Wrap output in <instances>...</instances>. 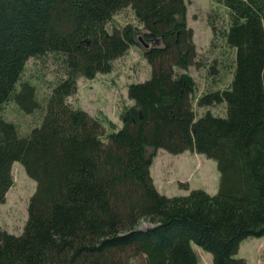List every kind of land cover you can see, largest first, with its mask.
Returning a JSON list of instances; mask_svg holds the SVG:
<instances>
[{
    "label": "trees",
    "instance_id": "obj_1",
    "mask_svg": "<svg viewBox=\"0 0 264 264\" xmlns=\"http://www.w3.org/2000/svg\"><path fill=\"white\" fill-rule=\"evenodd\" d=\"M215 1L228 11L229 27L211 20V47L220 39L235 50L232 78L195 97L186 71L200 62L185 0H0V203L15 162L36 182L23 233L0 228V264H198L192 244L213 264H248L236 257L241 242L264 236V0ZM127 7L149 42L143 54L152 73L129 85L133 104L104 140V122L68 98L80 77L111 73L139 45L138 27L107 29ZM50 54L63 77L41 125L23 137L2 110L11 100L26 113L40 107L23 73L29 59ZM195 101L224 104L226 115L197 118ZM159 149L216 161L218 192L161 194L150 175ZM142 220L152 227L140 229Z\"/></svg>",
    "mask_w": 264,
    "mask_h": 264
},
{
    "label": "rangeland",
    "instance_id": "obj_2",
    "mask_svg": "<svg viewBox=\"0 0 264 264\" xmlns=\"http://www.w3.org/2000/svg\"><path fill=\"white\" fill-rule=\"evenodd\" d=\"M187 11L186 21L193 29L200 64L191 66L189 73L195 80L197 90L195 97H199L208 87L225 88L230 82L231 66L235 58V50L227 47L223 40H218L215 50L211 47L213 39L211 20L216 22L219 30L228 29L229 15L226 8L215 0H185ZM132 24L139 28V45L132 47L126 55L114 62L111 73L98 74L94 79L80 77L77 92L68 98L71 105L85 110L90 116L104 122L105 136L121 128L122 115L129 109L133 101L128 97V87L132 83L144 82L151 77V65L144 57V38L142 25L136 20L130 7L117 12L107 24V29ZM141 38V40H140ZM146 48V47H145ZM217 71L211 74L212 66ZM63 77V71L56 56L50 54L40 59L31 58L27 61L23 80L30 81L36 88V99L40 107L33 113H26L18 104L11 100L2 110L5 120L14 123L19 134L26 137L34 127L40 126L46 113L49 94ZM20 83L17 84V87ZM197 118L207 111L214 115H226L224 104L210 108H200L194 102ZM152 153L148 150L147 156ZM150 175L156 189L168 197L187 195L191 190L201 189L210 195L219 190L220 173L217 163L204 155L195 152L171 154L163 149L156 151L150 165ZM13 184L6 194L5 201L0 203V228L13 235H21L28 219V206L36 191V182L26 173L19 162L12 167ZM140 229L152 227L151 222L142 220ZM198 253V264H213L212 255L202 248L192 244ZM237 258H243L248 264H264V236L248 237L244 239ZM142 259H132L131 264H141Z\"/></svg>",
    "mask_w": 264,
    "mask_h": 264
},
{
    "label": "water",
    "instance_id": "obj_3",
    "mask_svg": "<svg viewBox=\"0 0 264 264\" xmlns=\"http://www.w3.org/2000/svg\"><path fill=\"white\" fill-rule=\"evenodd\" d=\"M140 40H141V38H140ZM145 47H146V48H149V47H150V45H149V44H147V43H145Z\"/></svg>",
    "mask_w": 264,
    "mask_h": 264
}]
</instances>
